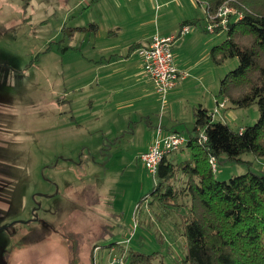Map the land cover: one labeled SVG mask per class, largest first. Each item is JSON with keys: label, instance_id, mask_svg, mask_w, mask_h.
<instances>
[{"label": "rangeland", "instance_id": "374dc122", "mask_svg": "<svg viewBox=\"0 0 264 264\" xmlns=\"http://www.w3.org/2000/svg\"><path fill=\"white\" fill-rule=\"evenodd\" d=\"M60 15L54 13L53 7L43 5L41 0H0V110L3 112L0 144H7L5 151L0 150L3 161L0 167L15 175L14 179L11 175L12 179L5 178L6 188H0L3 198L0 199V226L8 225L0 230L6 229L8 233L17 230V235L22 234L20 230L40 233L17 236L15 240L19 246L11 238L8 247H0V264L7 255L11 257L8 264L17 261L21 264H69V246L74 242L81 264H95V258L98 264H107L112 246L120 251L125 248L126 253L131 249L158 251L159 259L167 264H182L185 238L177 226L180 221L177 210L185 211L187 198L179 193L181 206L172 207L173 213L162 218L158 215L165 210H157L156 202L149 209L153 198L150 191L155 186L156 176L147 170L139 157L146 136H81L92 145L105 140L106 152L110 151L108 167H94L96 174L89 168L88 174L85 170V177L96 175L94 179L110 210L114 209L120 216L105 217L97 213L98 204H89L83 210L79 200L72 206L65 197V179L76 181V174L70 172L66 160L80 147L64 133L48 136L51 102L59 94L55 96L52 92L51 84L56 85L58 80L49 76L51 54L47 52L58 50L55 41L70 31L69 28L65 31L64 25L55 28L54 18ZM225 30L216 35L222 34L225 38ZM238 63L237 56L227 58L221 65L223 75ZM165 103L162 112L168 108L167 99ZM234 111L238 118L227 119V122L235 129L254 124L260 114L256 103L234 108ZM180 132L189 137L187 131ZM20 136L25 139L15 142ZM176 153L178 161L190 157L186 146ZM242 156L248 163L234 162L225 154L221 155L217 159L216 177L229 179L249 169L264 173V156L256 157L251 152ZM8 157L12 165L6 163ZM97 158L104 161L102 156ZM53 163H59V170L51 167ZM185 176L178 173L179 179ZM138 204H142L140 214L137 209L134 213ZM17 208L20 209L18 215L10 213L5 217V213ZM68 231H71L69 241L61 236L69 235L66 234ZM111 243L112 246H108ZM95 244L100 246L97 253Z\"/></svg>", "mask_w": 264, "mask_h": 264}, {"label": "crops", "instance_id": "0c3cea01", "mask_svg": "<svg viewBox=\"0 0 264 264\" xmlns=\"http://www.w3.org/2000/svg\"><path fill=\"white\" fill-rule=\"evenodd\" d=\"M41 2L53 7L54 13L62 14L54 18L55 28L64 25L65 31L70 29L55 41L58 50L47 52L51 54L49 76L58 80L56 85L51 84L52 92L55 96L59 94L51 102L48 136H62L64 133L80 147L66 160L70 172L76 174V181L65 179V197L72 206L79 200L83 210L89 204H98L97 213L105 217L120 216L114 209L110 210L105 195L99 189L101 187L94 179L96 175L85 177V170L88 174L89 168L108 167L110 151L106 152L105 140L92 145L81 136H146V143L141 149L143 152L152 143L158 127L164 132L187 131L190 134L197 108L204 107L213 113L217 103L224 98L218 94L220 80L225 75L222 64H215L210 58L211 48L224 37L206 30L207 5L199 0ZM186 20L190 21L186 23L190 25V30L179 35ZM177 33L173 43L174 60L185 74L169 90L168 108L162 112L165 105L163 107L153 80L143 69L137 48L147 45L155 34L164 37ZM134 44L139 46L133 47ZM2 116L0 110V118ZM230 118H238V115L228 104L213 116L214 121L227 122ZM24 139L25 136H20L15 142ZM6 145L0 144V150H5ZM177 151L167 154L174 163L180 162L176 157ZM99 156L104 161H100ZM51 165L59 170V163ZM14 203L19 204L17 200ZM58 205H61L60 202ZM141 207L142 204H138L134 213L137 209L140 214ZM19 210H11L5 213V217L10 213L18 215ZM20 231L22 234L17 235V230L11 233L6 229L0 230V247H8L10 239L15 240L17 236L40 234L34 230L31 233ZM10 258L8 255L3 258V264L10 263ZM16 264L21 263L17 261Z\"/></svg>", "mask_w": 264, "mask_h": 264}, {"label": "trees", "instance_id": "16d2710c", "mask_svg": "<svg viewBox=\"0 0 264 264\" xmlns=\"http://www.w3.org/2000/svg\"><path fill=\"white\" fill-rule=\"evenodd\" d=\"M199 1L206 3L208 12L229 2L243 13L239 18L230 17L226 37L211 48L210 58L220 65L229 57H238V65L221 78L218 94L227 99L230 108L256 103L260 114L254 124L235 129L228 122L214 121L207 108L198 107L185 145L190 157L174 163L167 155L174 151L164 155L149 205L153 208L156 202L157 210H165L158 215L162 218L173 213L172 207L181 206L179 193L186 196L185 211H176L180 217L177 226L185 238L182 264H264V173L249 169L218 179L209 160L225 154L231 161L248 163L244 153L264 156V0ZM201 129L207 133L206 141L199 140ZM6 163L12 165L10 157ZM178 173L185 178L179 179ZM10 175L15 178L14 173L0 167V188H6L3 182L12 179ZM4 226L8 225L0 229ZM70 232L61 236L69 241ZM69 252V264H81L75 242ZM159 254L131 249L126 256L128 264H167Z\"/></svg>", "mask_w": 264, "mask_h": 264}, {"label": "built area", "instance_id": "2783aa9c", "mask_svg": "<svg viewBox=\"0 0 264 264\" xmlns=\"http://www.w3.org/2000/svg\"><path fill=\"white\" fill-rule=\"evenodd\" d=\"M242 14L229 2H225L214 12L207 11L206 30L211 32H216L217 29L224 30L227 28L232 15L239 18ZM189 30L190 25L185 23L181 26L179 35ZM177 37L178 33L164 37L155 34L147 45L137 48V52L142 59L143 69L153 80L156 91L161 96L163 106L169 90L177 84L181 75L185 74L177 67L174 60L173 43ZM225 102H227V99L223 98L221 102L217 103L214 112L211 113L212 118L219 112L220 109L218 108L222 107ZM199 140H207V133L204 129L199 132ZM187 141L188 137L179 131L164 132L161 127H158L152 143L145 151L141 152L140 159L149 172L156 174L164 155L179 150L186 145ZM209 160L212 168L216 171L217 158L211 156ZM99 249L100 246H95V253ZM126 254L125 250L120 251L112 246L107 264H128ZM94 262L98 264L97 258H95Z\"/></svg>", "mask_w": 264, "mask_h": 264}, {"label": "bare ground", "instance_id": "6f19581e", "mask_svg": "<svg viewBox=\"0 0 264 264\" xmlns=\"http://www.w3.org/2000/svg\"><path fill=\"white\" fill-rule=\"evenodd\" d=\"M97 246V245H96ZM112 246V245H111Z\"/></svg>", "mask_w": 264, "mask_h": 264}]
</instances>
